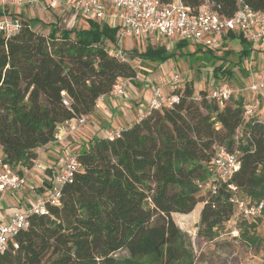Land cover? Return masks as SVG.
Returning a JSON list of instances; mask_svg holds the SVG:
<instances>
[{"label": "trees", "instance_id": "trees-1", "mask_svg": "<svg viewBox=\"0 0 264 264\" xmlns=\"http://www.w3.org/2000/svg\"><path fill=\"white\" fill-rule=\"evenodd\" d=\"M180 1L193 10L207 4L220 17L232 16L239 4ZM243 1L264 12V0ZM4 13L0 7V18ZM19 16L17 33L0 30V155L22 173L38 148L53 143L65 120L92 114L96 99L122 79L135 82L137 69L116 56L107 40L115 42L117 28L104 22L68 29L49 23L48 33L41 34L30 18ZM233 38L240 44L237 51L225 47ZM188 44L176 42L170 51L163 43L146 45L141 53L147 61L162 59L183 54ZM192 46L188 53L213 64L214 78L232 74L233 65L243 67L252 51L240 32H228L214 47ZM232 53L235 61L229 59ZM176 92L179 102L145 112L112 140L93 135L73 148L80 165L72 182L61 185L57 204L46 200V212L27 215L28 226L8 237L0 264H193L190 238L170 214L191 211L204 183L209 198L200 209L197 232L209 240L231 218L234 197L264 201V127L255 115L242 116L246 99L232 93L219 104L199 90L195 102L190 81ZM216 146L235 153L239 162L225 179L213 166ZM243 233L246 241H262L264 251V238Z\"/></svg>", "mask_w": 264, "mask_h": 264}, {"label": "built area", "instance_id": "built-area-1", "mask_svg": "<svg viewBox=\"0 0 264 264\" xmlns=\"http://www.w3.org/2000/svg\"><path fill=\"white\" fill-rule=\"evenodd\" d=\"M61 1L51 0L52 3ZM238 2L237 10L230 17H220L207 4H202L193 10L180 0H172L168 3H162L159 0H73L69 6L97 21L106 23L111 28H117V35L120 38H123L124 35L141 37L156 33L162 38H173L203 47H214L220 44L222 37L228 32H240L254 49L257 45L264 44V12L251 8L243 0H238ZM39 5L45 8L42 0H0V7L5 10L0 18V30L7 34L17 33L20 30L21 21L19 12H16L15 9ZM115 50L116 56L122 57L121 50L116 47ZM251 54H253L252 51ZM133 80H141L151 85V95L146 113L151 109H158L162 106L169 107L179 102L180 96L176 92L180 81L178 72H174L167 79L157 83H152L150 79H142L137 74ZM131 81L128 78L120 80L113 85L108 95L113 98L121 97ZM248 89L253 93H262L264 92V81H251ZM232 93L234 91L230 87L216 84L207 93V98L223 104ZM108 95H100L96 99L95 110L100 108V102ZM194 99L199 100L197 96H194ZM63 102L68 105L66 100ZM253 115L256 116V121L264 127V106L260 105L257 99H246L242 116L246 118ZM87 118V115L82 114L65 120L57 128L53 143L60 144L67 141L77 132L83 130ZM121 128H115L114 131L105 135H108L112 140L118 135ZM79 165L73 152H69L64 157L60 171L54 173L50 178L45 199H38L28 210L14 209L6 219L3 218L0 210V253L5 250L9 236L15 235L28 226V214L46 212V200L54 205L58 203L61 185L72 182ZM213 166L218 177L225 179L238 168L239 162L235 153L227 152L223 147L216 146ZM42 168V163L36 158L29 168L18 173L4 163L0 155V209L5 193L19 191L26 184L27 173L42 170ZM228 187L235 190L233 185ZM232 201L234 211L231 219L234 221L253 220L262 214L264 208V201L248 202L239 197H234ZM17 247L18 244L14 242L13 248Z\"/></svg>", "mask_w": 264, "mask_h": 264}, {"label": "rangeland", "instance_id": "rangeland-1", "mask_svg": "<svg viewBox=\"0 0 264 264\" xmlns=\"http://www.w3.org/2000/svg\"><path fill=\"white\" fill-rule=\"evenodd\" d=\"M43 17L46 16L43 15ZM57 18L58 23L61 24L60 18ZM31 24L38 25L33 30L41 34H46L47 29L51 27L48 20L44 18L37 19L36 22L32 21ZM115 36V42L107 40L108 43L112 47L116 46L117 49L123 52L124 57L135 66L137 75L142 79L148 77L150 80H156L154 82H162L174 72H178L180 74V81L177 86L179 87L182 83L190 81L196 96H198L199 90H204L208 93L213 85L224 84L230 87L236 95L238 94L239 98L247 100L257 99L260 105L264 106V92L253 93L248 89L251 81H264V51L258 54L255 51L253 54H250L248 58L243 60V67L230 65L232 74L214 78L212 74L213 64L206 60L195 59V54L191 55L188 53L193 49L192 44L185 46L183 54L176 51L173 55L166 58L161 59L156 56V58H153L155 60L149 58L147 61L141 53L145 50L146 45L155 48L163 43L165 48L170 51L179 40L162 38L156 33L141 37L124 35L123 38H120L117 34ZM225 47L237 51L240 49V44L237 40H232ZM197 54L200 53L198 52ZM229 59L230 61H235L236 55L234 53L230 54ZM135 82L140 83L141 80H136ZM133 87L131 85L125 88V93L121 96V99L126 103L128 102L127 104L137 103L141 99V96H144V104H146L145 99L148 98V85L143 86L139 90ZM165 90L167 91V89ZM234 99H231L227 106L232 105ZM144 104L138 103L137 106L140 109ZM107 121L108 124L104 127L106 133L112 132L119 126L117 117ZM94 122L99 126L104 124V121L99 116ZM88 123L90 125V121ZM216 127H219V125H216ZM40 162L45 166V163ZM208 189L207 183L201 186L198 192L200 201L195 203L192 210L188 213L172 212L170 214L173 222L182 231L186 232L190 238L191 248L194 253L193 264H264L262 241H246L248 238H245L241 234V231H243V235L245 236L264 238V216L262 215L250 220L246 225L239 220L234 221V219L229 218L222 224L218 236L210 240L198 234L200 209L205 200L209 198ZM241 194L243 193L241 192Z\"/></svg>", "mask_w": 264, "mask_h": 264}, {"label": "crops", "instance_id": "crops-1", "mask_svg": "<svg viewBox=\"0 0 264 264\" xmlns=\"http://www.w3.org/2000/svg\"><path fill=\"white\" fill-rule=\"evenodd\" d=\"M72 1L73 0H62L60 3H52L51 0H42L45 8L40 5L36 7H17L15 11L30 18V25L32 28L38 27V25H32L31 22H36L37 19L40 18L48 20V23H56L58 27L64 29H68L73 26L82 28L89 27L90 20L95 19L85 15L76 8L69 6V3ZM43 15L46 17H43ZM57 17L60 18L61 24L58 23ZM48 31L49 29H47L46 34ZM232 40L238 41L237 38H233L228 42L230 43ZM115 47L116 46L113 48ZM255 51L257 54L264 51V44H259L252 49V52ZM122 56L124 57L123 52ZM144 79H148V77H144ZM154 81L152 80V83H157ZM131 85L137 90L141 89L145 85H148V98L145 97L146 104H144V96H141V99L137 103L133 102L129 104L121 99V97L117 99L109 95L105 96L103 101L100 102V108L94 110L93 113L88 116L83 130L77 132L67 141L60 144L50 143L44 147L38 148L37 158L39 161L45 163V166H43L42 170L30 171L27 173L26 184L19 191L7 192L3 195L0 210L4 219H6L14 209L28 210L38 199H45L47 196L48 182L54 173L60 171L65 155L72 152L73 148L82 145V142L88 140L89 137L93 135L106 134L104 127L108 124L107 120H112L114 117H117L119 126L116 128L124 127L132 123L136 118L147 111L151 95V85L142 81L140 83L131 81L127 87H130ZM138 103H143L144 106H141L139 109L137 106ZM98 116L104 121V124L101 126L94 122ZM89 121L90 125H88ZM107 133H111V131ZM25 169L26 168H23L22 171Z\"/></svg>", "mask_w": 264, "mask_h": 264}]
</instances>
